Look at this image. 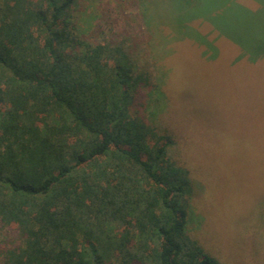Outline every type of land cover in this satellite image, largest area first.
Returning a JSON list of instances; mask_svg holds the SVG:
<instances>
[{
    "label": "trees",
    "instance_id": "obj_1",
    "mask_svg": "<svg viewBox=\"0 0 264 264\" xmlns=\"http://www.w3.org/2000/svg\"><path fill=\"white\" fill-rule=\"evenodd\" d=\"M80 4L0 0V264H221L189 234L173 135L135 110L150 69L84 38Z\"/></svg>",
    "mask_w": 264,
    "mask_h": 264
},
{
    "label": "rangeland",
    "instance_id": "obj_2",
    "mask_svg": "<svg viewBox=\"0 0 264 264\" xmlns=\"http://www.w3.org/2000/svg\"><path fill=\"white\" fill-rule=\"evenodd\" d=\"M80 2L83 37L126 41L153 75L135 110L190 171V236L221 264H264V0H150L154 29L139 0Z\"/></svg>",
    "mask_w": 264,
    "mask_h": 264
}]
</instances>
